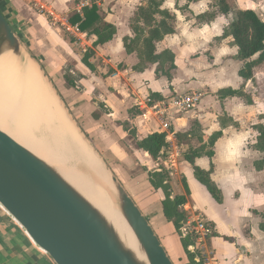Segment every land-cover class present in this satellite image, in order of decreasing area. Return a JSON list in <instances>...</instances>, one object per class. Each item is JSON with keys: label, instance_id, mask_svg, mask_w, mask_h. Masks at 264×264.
Instances as JSON below:
<instances>
[{"label": "crops", "instance_id": "1", "mask_svg": "<svg viewBox=\"0 0 264 264\" xmlns=\"http://www.w3.org/2000/svg\"><path fill=\"white\" fill-rule=\"evenodd\" d=\"M37 1L41 4L44 0ZM48 1H50L53 4V7L57 9L58 13L56 12V14L63 15L69 20L72 18L68 14V11L71 7L70 0ZM113 1H116V3L113 4ZM122 1L123 0H112L111 2L110 0H107L102 6L99 7L101 10V16L103 17V13L108 14L109 18L105 20L113 24L116 28V35L112 41L103 46L95 48L94 43L96 42L97 38L94 36L90 37L88 34L83 33L80 38L72 37L79 42L78 46L80 49L82 48V51H86L88 49L94 51V56L90 59V64L93 66V72L96 61L100 60L101 58L103 59L105 57H111L113 63H124L130 71L133 70V73L138 74L139 76L148 75L147 71L153 66L155 68L154 75L157 76V74H159L163 77H166L162 72L157 73L159 64H147V67L144 71H139L137 67L141 63V57L137 52H127L125 48V39H134L136 36L132 27V20L134 18L131 19L134 14L133 11H135L136 7H132L133 0H126L124 2ZM169 1L170 0H166L165 3H168ZM205 1L206 0L198 3L188 4L186 0H180V5L184 2V8L186 10H190V13L194 14L195 16H198L203 12L205 13L207 10L202 6ZM16 3V0H0V10L6 15V18H8V21L17 34V28L19 26L17 27L16 23H18V20H16V18L13 16V9L15 7L14 4ZM241 3L247 5V3L243 1H241ZM76 4L77 3L74 4L75 9ZM146 4L141 5V7L146 6ZM130 7H132V9ZM246 10H253L257 13L256 10L250 7ZM169 12L171 13V11ZM122 13L125 16L129 14V17L125 18L124 20H120ZM172 15L174 16V14ZM219 17H221V15H218L216 19ZM222 17L227 18L225 16ZM228 18L230 20L233 17L229 16ZM177 23L178 26L176 24L175 33L166 36L162 42L156 44L157 54H161L166 50H169L175 55L176 69L171 71L172 80H169L168 77H166L173 87V92L167 94L168 92L166 90L159 92H150L146 90V97L136 100L137 107H139L141 104V111L144 113L142 118H149V115H151L150 110L152 107V101H154L155 104L158 102H169L176 96L189 94L191 91H198V86L194 85V82L187 85L183 84V82H186L188 79L179 80L176 78L178 77L177 75L179 74L178 72L180 70V53L185 54V60H188L187 69L192 71L190 68H193L195 63L202 62H195L192 60L193 58L190 55L191 51L196 52L197 50H201V58L203 61H206L207 55L205 54L207 53L206 51L211 48L213 36L211 35L209 37V39L205 42V46L200 47L198 41L193 39L196 37L195 33H193V35L190 34V31L186 28L185 24H180L178 21ZM208 26L209 25H206V27ZM57 28L60 31L62 30L61 27ZM198 32L204 33L206 30L204 31L203 29H200ZM223 34L221 36H216L215 40L221 38ZM200 39L204 41L203 37H200ZM227 39H231L229 43L233 44L232 38ZM220 49V47L212 48V56L214 57V59H212V63L214 64L216 63L214 61H218L217 58ZM229 50L233 52V54L230 55L231 58L229 61L234 64V73L239 75V71L241 70L243 64L237 59L238 48L233 46V48ZM106 63L109 64L107 59ZM222 63L225 64V61L222 60ZM112 67L114 66L112 65ZM212 68L213 65L209 66V69L212 70ZM229 69V66H227V69H223L222 71L226 70L229 73V71H231ZM211 70L203 72V77H206V73H211ZM221 72L217 71L215 73V77L217 79L223 75ZM121 75L122 73L120 72L114 73L112 77L108 78V81L112 82L114 79L120 78ZM237 80L239 83V88L237 89L232 87H218V85L216 86L210 81H205V87L207 88L212 90L220 88L217 90L218 95L216 96L218 101L212 96H205L206 101L204 98L197 107L199 108L202 106L200 110L196 111V108L182 116H176L175 112L168 119L172 125L170 132L176 134L175 141L172 144H169V146L176 145L177 149L183 150L184 146L179 140L184 134L188 135L186 139H189V144L192 143L184 150L187 151L190 148L197 149L205 145L207 146L206 152H214L213 158L210 159L206 156H203L202 158L196 159L195 165L206 172H211V179L213 183L222 193L223 203L219 204L210 194L206 186L198 181L195 176L193 165L187 162L185 158L184 161L176 168V176L182 177L184 183L179 182V180H174L173 183L169 182V177L167 174L168 171L161 169L160 165L162 164H158V167L155 170L158 172H163L167 176L172 199L177 196H183L186 198V203L179 207V210L183 215L180 229H177L175 226V216L172 215L171 212L169 216H167L164 212L163 203L166 198L164 191L162 189H154L150 182L149 175L155 171L149 172L147 175V189H149V191L146 192V195L141 196L140 203L127 191L137 206L140 208L144 216L149 220L152 228L159 237L173 264L176 261L182 262L184 264H192L191 255L193 256L196 263L202 264L201 262H198L196 254H191V247L194 244L193 238L185 237L183 233L184 223L186 222L187 217L195 211L203 213L217 228L216 234L211 237L206 244V254L208 256L217 258L220 264H264V168L262 170H257L255 167L256 162L261 161L264 158V155L255 150L254 145L256 140L251 146H248V140L250 139L251 134L250 130H247V127L242 126L240 130L237 129L235 125L233 126L234 123L238 124V116H234L231 113L229 114L232 125H228V123L223 125L220 119L219 121L213 123L208 122L210 117H214L216 120L219 118L218 115L212 114L207 110L208 106L211 105L212 102L215 101L216 104L220 106V108L226 106L225 110L229 112L227 109V104L230 102V100L236 101L241 99L234 97L222 100L220 98V92L222 90L229 88L233 90H240L243 88L241 86L249 82L244 81L241 77ZM157 96L160 98H156ZM146 99L150 100V103L147 105V111L143 110L146 106ZM151 116L155 117L154 115ZM195 119L200 121L202 125V135L199 137L196 134L194 136L192 133L193 129L191 127L193 124H190L192 121H195ZM156 121L158 122L159 120L156 118ZM157 122L154 124L157 126V129L154 132H150V130L154 129L155 126H153L152 122H146L144 119H142V124H139V126H141L144 131L148 130L149 132L143 137H140L139 140H142L154 133H162L163 131L161 124L158 125L160 121L158 123ZM256 125H254V127ZM143 130H139V132L137 131L138 136L141 132H143ZM220 132L222 133V136L217 140L214 147H209L208 144L210 138L214 134ZM195 139H197L196 141L198 142L194 141ZM186 151H184V153ZM164 153H166V150ZM145 155H147L152 163H158L160 160L163 161L165 158L164 156L160 158L158 162H154L147 153H145ZM176 179L179 178L176 177ZM185 185L189 189V194L186 191ZM186 209H190V211L188 212ZM189 239L192 243L187 247L186 242ZM0 264H56L51 256L35 243L28 232L19 224L18 221H16V219H14V217H12L5 210L2 205H0Z\"/></svg>", "mask_w": 264, "mask_h": 264}, {"label": "rangeland", "instance_id": "2", "mask_svg": "<svg viewBox=\"0 0 264 264\" xmlns=\"http://www.w3.org/2000/svg\"><path fill=\"white\" fill-rule=\"evenodd\" d=\"M110 1L112 2V0ZM124 1L126 0L122 2ZM147 1L148 0H133L132 7L135 6L136 8L135 11H133L134 14L131 19L138 13L141 5L146 4ZM241 1L247 3V5L241 3ZM16 2L17 3L14 4L13 16L18 20L16 26L19 27L17 28L16 35L22 44V50L30 60H34L33 62L35 65L41 70L45 82L53 91L65 115L74 125L75 129L92 152L99 157L110 179H112V177L117 178L130 195L139 203L141 196L146 195V192L149 191V189H147V175L149 172L155 171L158 164H162L160 165L161 169L168 171L169 182L173 183L174 180H179V182L184 183L182 177L176 176V169L166 166L161 160L160 162L157 161L158 163H152L147 155L138 149L136 144L140 137H143L149 132L148 130L144 131L143 128L139 126V124H142V119L146 122H152L153 126H155L154 124L157 122L156 118L151 115H149V118H142L144 113L137 107L136 100L145 98L146 90L150 92L166 90L168 92L167 94H170V92H173V87L168 79L159 74H157V76L154 75L155 68L153 66L147 71L148 75L139 76L133 73V70L130 71L124 63H113L111 57H105L103 58L104 60L101 58L96 61L93 72L92 69L84 64L85 57L93 50L88 49L82 51V48L80 49L78 46L79 42L74 39L71 34L62 28L60 31L57 26L52 24L49 12L56 14L58 11L53 7L50 1H42L41 4L45 7L44 10L43 8H36L34 6L35 0H16ZM70 2L71 7L68 14L73 17L76 14L74 4L78 3V0H70ZM236 2L239 9L246 10L250 7L256 10L258 16L264 21V0H236ZM114 3H116V1H113V4ZM184 6V2L180 5V0H170L168 3L164 4L163 8L171 11V14H174L176 17V22L174 23L175 27L176 24L178 26V21L180 24L186 25L190 34L193 35V33H195L196 37L193 39L198 41L200 47L205 46V42L211 35L213 36V41L211 43V48L206 51V61H203L201 58V50H197L196 52L191 51L190 55L193 58L192 60L195 62H202L195 63L193 68H190L192 71L187 69L188 60H185V54L180 53V70L176 78L179 80L188 79L186 82H183V84L187 85L194 82V85L198 86L197 92L204 95L203 99L205 96H212L216 99L218 95L217 90L220 88L212 90L205 87L206 82L209 81L216 86L218 85V87L239 88L237 79L240 77L238 74L234 73V64L229 61L231 58L230 55L233 54L229 49H232L234 45L229 43L231 39L224 40L218 38L215 40L216 36H221L223 34L224 29L228 27L231 19L229 20V18L221 16L214 21L207 22V15L210 16L214 13H218L217 0H206L202 6L207 10L205 13L203 12L198 16L190 13V10L183 9ZM132 7L130 8L132 9ZM103 17L107 20L109 15L103 13ZM128 17L129 14L125 16L122 13L120 20H124ZM206 25L209 26L206 27ZM200 29L206 30V32L199 33L198 30ZM200 37H203L204 41H202ZM214 47L221 48L218 52V61H214L216 62L215 64L212 63V59H214L212 56V48ZM106 59L109 61V64L106 63ZM221 59L225 61V64L222 63ZM112 65L114 67H112ZM211 65H213L212 70L209 69ZM169 66V64L165 65V70H167ZM227 66H229V70H231H228L229 73L226 70L222 71L223 69H227ZM210 70L212 72L206 73V77H203V72ZM217 71H222L221 74L226 75H222L217 79L215 77ZM118 72L122 73L120 78L109 82L108 78ZM255 77L256 84L249 81L241 87H243L247 95L252 96L256 105L250 103L248 98H241L236 101L230 100L227 104L229 112L225 110L226 106L220 108L215 101L207 108L212 114L219 116L217 120L214 119V117H210L208 122L211 123L219 121L220 119L223 125L227 123L228 125H232L229 114L231 113L234 116H238V124L234 123L233 126L235 125L237 129L240 130L242 126L247 127L248 131L250 130L251 137L248 140V146H251L252 143L255 142L258 135V132L254 129V125L262 123L259 117L260 114L264 112V65L255 71ZM70 81L74 82L75 85L71 86ZM204 100L206 101V98ZM216 100L218 101V99ZM151 106L155 107L154 101H152ZM201 108L202 106L197 108L196 111ZM53 114L57 123L64 127L54 106ZM175 115L182 116L186 114L176 112ZM18 119H15L17 126H19L21 122L19 121L18 123ZM23 122L24 125H20L24 128L25 133L36 140L40 147H42L41 144L46 145L45 135H43V133L41 134V131L36 127L28 126L25 121ZM127 122H130L131 126L129 132H127L125 128V123ZM160 124L159 122L158 125ZM190 124H193L191 127L194 136L195 134L198 135V137L202 135V125L200 121L195 119V121H192ZM156 129L157 126L150 130V132H154ZM139 130H143V132L138 136L137 131L139 132ZM133 131H135V133H133ZM185 136L186 135L183 134L179 140L184 146L183 150L176 149L172 146V153L175 155L177 166L184 161V151H186L184 149L192 144H189L190 141L184 138ZM196 140L197 139L194 141ZM48 148L49 151L56 154L55 156L58 157L63 166L70 169L73 173L75 170L78 171L76 172L78 173L76 176L85 183L96 188L103 185L107 189L106 184L100 179L95 169L81 156L63 149L64 151L59 153L61 157L57 154L55 148H51L50 146ZM176 177L179 179H176ZM112 185L114 186L113 182ZM110 192L116 198L117 205L122 211L121 201L116 188L110 190ZM174 264L184 263L176 261Z\"/></svg>", "mask_w": 264, "mask_h": 264}, {"label": "water", "instance_id": "3", "mask_svg": "<svg viewBox=\"0 0 264 264\" xmlns=\"http://www.w3.org/2000/svg\"><path fill=\"white\" fill-rule=\"evenodd\" d=\"M22 53L19 38L0 11V57ZM111 180L147 264H173L133 198L117 178ZM0 205L56 264H144L58 172L1 129Z\"/></svg>", "mask_w": 264, "mask_h": 264}, {"label": "trees", "instance_id": "4", "mask_svg": "<svg viewBox=\"0 0 264 264\" xmlns=\"http://www.w3.org/2000/svg\"><path fill=\"white\" fill-rule=\"evenodd\" d=\"M188 4L198 3L203 0H186ZM166 0H148L146 6H142L134 19L132 20V27L136 34L134 39H125V48L128 53L137 52L141 57V64L138 66L139 71H144L147 64H159L157 73L162 72L163 75L172 80L171 71L176 69L175 55L169 50L161 54H157L156 44L162 42L166 36L175 33V17L163 5ZM185 9V8H184ZM218 13L210 16L207 15V22L214 21L218 15L233 18L230 20L228 27L224 30L222 39L232 38L233 45L238 48L237 59L242 62L243 66L239 71V76L246 82L250 81L256 84L255 71L264 65V21L253 10H242L238 8L236 0H217ZM1 11V10H0ZM5 17L6 15L3 14ZM206 16V15H205ZM8 20V18H7ZM71 23L78 24L83 33L90 37H96L94 47L103 46L114 39L116 35V28L113 24L106 21L101 16V10L98 6L85 9L82 14H75L71 19ZM94 56L91 51L84 59V64L92 69L90 59ZM170 65L165 70V65ZM165 70V71H163ZM70 85L75 83L70 81ZM157 96L156 98H158ZM248 98L250 103L256 105L252 96L247 95L244 89L233 90L225 89L220 92L222 100L226 98ZM160 98V97H159ZM262 123L256 125L254 129L258 132L255 150L264 155V112L259 117ZM130 122L125 123L126 131L129 132ZM131 129V128H130ZM135 133V131H133ZM222 136V133L214 134L209 140V147H214L217 140ZM188 135L185 136L187 138ZM167 135L165 133H154L148 137L137 140L138 149L147 153L154 162L165 156L164 151L168 144L166 141ZM207 146H201L197 149L190 148L184 153V158L187 162L193 165L195 176L200 183H202L213 198L219 203H223V196L218 187L211 179V172H206L195 165L196 159L206 156L213 158L214 152H206ZM257 170L264 168V158L256 162ZM213 170V168H212ZM150 182L154 189H162L165 193L164 212L169 216L170 212L175 216V226L177 229L181 228L183 215L179 207L186 203V198L177 196L172 199L168 178L163 172L155 171L150 173ZM186 191L189 194V189L185 185ZM191 240L186 242L187 247L191 245ZM192 264L195 262L193 256Z\"/></svg>", "mask_w": 264, "mask_h": 264}, {"label": "bare ground", "instance_id": "5", "mask_svg": "<svg viewBox=\"0 0 264 264\" xmlns=\"http://www.w3.org/2000/svg\"><path fill=\"white\" fill-rule=\"evenodd\" d=\"M53 106L64 127L54 118ZM14 118L20 119L19 126ZM23 121L45 135L46 145L41 144L40 147L36 140L25 133L20 125H24ZM0 129L58 172L78 195L106 218L124 247L132 252L138 261L147 264V258L132 227L110 192L115 186L112 185L101 160L69 121L53 91L45 82L41 70L25 53L21 56L9 54L0 57ZM49 146L55 148L59 156L64 150L81 156L95 169L107 189L103 185L96 188L85 183L76 176L78 171L75 170L74 174L61 164L56 154L48 150Z\"/></svg>", "mask_w": 264, "mask_h": 264}, {"label": "built area", "instance_id": "6", "mask_svg": "<svg viewBox=\"0 0 264 264\" xmlns=\"http://www.w3.org/2000/svg\"><path fill=\"white\" fill-rule=\"evenodd\" d=\"M107 0H78L76 4V13L82 14L85 9L93 8L94 6H102ZM34 6L45 9V7L35 0ZM51 22L57 27H61L75 38H80L83 32L78 24L74 25L71 21L63 16L53 12H49ZM203 94L200 92H191L189 94H183L172 98L169 102H158L155 107H151L150 114L154 115L160 122L162 127V133L167 135L166 141L168 147L166 149L165 158L163 163L166 166H170L173 169L177 168L175 155L172 153V146L177 149L176 145H171L175 141L176 134L171 133L172 125L168 121L175 112L188 113L198 107L203 99ZM150 100L146 99V106L143 110H148V104ZM141 104L139 105V107ZM141 109V107H140ZM186 208V207H185ZM190 211V209H186ZM217 228L208 218L198 211H195L187 217L184 223L183 233L185 237H192L194 244L191 247V254H196L198 262L202 264H220L217 258L210 257L206 254L207 241L216 234Z\"/></svg>", "mask_w": 264, "mask_h": 264}]
</instances>
